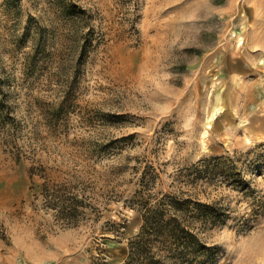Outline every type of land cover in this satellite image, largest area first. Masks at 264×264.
<instances>
[{
  "label": "rangeland",
  "instance_id": "rangeland-1",
  "mask_svg": "<svg viewBox=\"0 0 264 264\" xmlns=\"http://www.w3.org/2000/svg\"><path fill=\"white\" fill-rule=\"evenodd\" d=\"M69 1L0 0V264H122L140 194L214 204L209 264H264V0Z\"/></svg>",
  "mask_w": 264,
  "mask_h": 264
},
{
  "label": "trees",
  "instance_id": "trees-1",
  "mask_svg": "<svg viewBox=\"0 0 264 264\" xmlns=\"http://www.w3.org/2000/svg\"><path fill=\"white\" fill-rule=\"evenodd\" d=\"M54 1L57 12L65 18L77 20L86 14L69 0ZM202 169L203 173L209 171L223 178L231 173L239 175L234 164L225 163L222 158L211 159ZM135 204L141 216V226L128 240L122 264H209L215 258L217 248L199 240L196 224L220 219L221 211L217 206L175 195H165L149 202L142 194ZM64 206V209L71 210L68 204Z\"/></svg>",
  "mask_w": 264,
  "mask_h": 264
},
{
  "label": "crops",
  "instance_id": "crops-1",
  "mask_svg": "<svg viewBox=\"0 0 264 264\" xmlns=\"http://www.w3.org/2000/svg\"><path fill=\"white\" fill-rule=\"evenodd\" d=\"M253 44H254L253 52H255L257 55L259 54L264 55V43L257 44L256 42H254Z\"/></svg>",
  "mask_w": 264,
  "mask_h": 264
},
{
  "label": "bare ground",
  "instance_id": "bare-ground-1",
  "mask_svg": "<svg viewBox=\"0 0 264 264\" xmlns=\"http://www.w3.org/2000/svg\"><path fill=\"white\" fill-rule=\"evenodd\" d=\"M212 119V118H211Z\"/></svg>",
  "mask_w": 264,
  "mask_h": 264
}]
</instances>
